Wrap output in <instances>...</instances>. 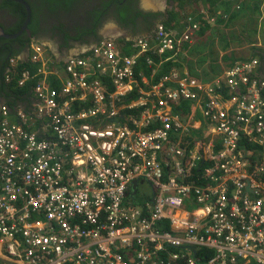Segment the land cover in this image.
<instances>
[{"label":"built area","instance_id":"1","mask_svg":"<svg viewBox=\"0 0 264 264\" xmlns=\"http://www.w3.org/2000/svg\"><path fill=\"white\" fill-rule=\"evenodd\" d=\"M186 22L182 38L159 27L135 56L106 41L58 68L32 44L36 73L17 81L37 78L30 110L0 104L2 263L264 264L260 61L211 79L172 69L153 85L139 71L144 54L193 41L199 23ZM185 137L192 148L176 145ZM136 180L154 185L152 201L137 203Z\"/></svg>","mask_w":264,"mask_h":264},{"label":"trees","instance_id":"2","mask_svg":"<svg viewBox=\"0 0 264 264\" xmlns=\"http://www.w3.org/2000/svg\"><path fill=\"white\" fill-rule=\"evenodd\" d=\"M26 1L28 2V0ZM42 1L46 5L49 4L50 6L54 7L57 5L68 6L72 3L73 0H42ZM127 2H125V0H112L111 1V3H115L118 5L117 12L121 16L122 22L128 20V23L132 22L133 24H135L136 21H140L139 18H142L145 20L146 17H152L154 19H159L158 23L163 24L165 27L171 30H178L180 32L187 25V22L183 21V19L188 18V14H193L195 19L199 20L202 23L201 30L199 31L200 38L197 43H203V44L206 43L210 46L209 48L210 51L207 54L204 53L203 55V58H202L204 60L203 62H207V63L210 62V64H213L214 66H216L214 68V71H216V69H220V64L219 62H217V60L220 57L221 51H226V49L233 44L232 43L233 40L238 42L237 44L239 45H243V43H245V40L243 41V31L240 33H237L236 35L233 34L232 32H230L229 35L226 34V30L230 28V25L232 23H237L238 21H240V19L236 20V16L233 15V13L236 12L234 9V5L236 6L237 4H240L239 15L243 14L242 12L243 10H245V12L249 11V12L254 13V11L255 12L259 11L258 7H259L261 0H168L167 9H166L167 16L162 15V14L161 15H158V14L155 15L152 13L147 14V13H142L141 10H133L129 8V6L127 5ZM130 2L134 3V0H130ZM28 4L30 5L32 9V20L28 26V30L31 32V36L28 37L27 35L28 33L25 32L15 40H8L5 38L0 39L2 43H12V44L13 43H28L29 45H31L33 41H37L35 39L36 38L35 35L38 32V19H37L36 7L31 2H28ZM194 5L195 6L198 5L204 11H208V15L217 14L220 10H222L224 14H231V15H228L227 19H224V18L222 19V17H219L217 21V25H215L216 27L211 26L205 23V21H202L201 13H197L196 11L193 12L194 9L192 7ZM5 6L10 8L12 10V13L17 18V23L13 27H10L6 30L7 34L13 35L19 32L22 26L24 25L26 21V17H27V12L23 5L16 3L12 0H5ZM138 11H141V12H138ZM111 16H115V14H112ZM122 18L126 20H123ZM251 24H253V21ZM155 26L150 24V26L147 28L148 30L140 34H143L144 36L149 35L154 30ZM108 41H112L116 45L118 44L119 49L124 54L132 55L135 52L134 50H132V42L125 41V40H119V41L108 40ZM122 43H124L125 45H122ZM214 43H221L223 47H221V49L217 51L216 48H211V45L214 46ZM150 45L153 46L151 42H150ZM198 47H202L205 50V47L202 44L198 45L197 48ZM188 48H189L188 46H185V50H188ZM255 53L256 54H254V56H256L257 59L259 58L258 60L261 61V63H263L264 62V52L255 51ZM19 54H20V50L11 49L8 46L4 47L2 51L0 52V63H1L0 75H1V82L3 85V88L1 91L5 94L7 98L6 102L10 109H14L23 104H27L29 106L31 104L32 96H33L31 90H32V87L37 82V78H36L34 79L32 83H29L24 88H18L17 86V81L19 79L20 73H22L25 70H29L32 73V75L36 73V66L32 65L29 61L20 62L16 68L17 74L13 76L11 83L7 84L5 82V75L8 71L9 61L11 58L17 57ZM144 55H145V58L148 57L152 59L153 65L151 67L148 66L146 62H144V60L142 59V63L139 67V71L140 70L144 71L145 76L149 78L151 85L157 83L159 78L163 74L169 72L170 70L182 69V64L174 63L172 61L175 59L174 57H172V54L168 56V59L170 58L172 60H169L168 62H164V63L162 62L166 61L167 57L159 56L156 53L153 54V51L148 54H144ZM224 60L227 61L228 57H225ZM62 65L63 63H59V64L54 65V67L58 68V67H61ZM262 67H264V63L262 64ZM154 70H158V72L154 74L153 72ZM196 77H199V76H196ZM205 77H209L205 79L212 78V76H209V75ZM95 78L96 77H93L92 79H95ZM108 84L110 85V83ZM141 86L143 87L144 90L148 89L147 87H144L142 83H141ZM110 88H113V87L110 86ZM136 97H138V94L134 93L130 97L126 98V101L132 100ZM183 106L186 108L185 110H189L188 103H184L182 105V108ZM126 114H127L126 116L128 117L129 116L139 117L140 111L139 110H133V111L126 110Z\"/></svg>","mask_w":264,"mask_h":264},{"label":"flooded vegetation","instance_id":"3","mask_svg":"<svg viewBox=\"0 0 264 264\" xmlns=\"http://www.w3.org/2000/svg\"><path fill=\"white\" fill-rule=\"evenodd\" d=\"M111 1L73 0L68 6L57 5L52 7L49 4L46 5L42 0H28L35 5L37 12L38 32L35 39L45 46L48 55H51L56 62H61L70 56L85 55L94 46L109 39L116 41L134 40L136 37L142 36L143 34L140 33L147 31L150 24L155 26L159 22V19L152 17H146L145 20L139 18L140 21H136L135 24L128 23V20L123 18L126 21L122 22L121 16L117 12L118 5L111 3ZM125 2L133 10L167 16V12H163V9H159V11L145 10L142 8L144 6L143 0H134V3L130 0H125ZM152 2L156 4V8L162 7L161 0H158V4L156 0H152ZM112 14L115 16H111ZM16 23L17 18L12 10L5 6V0H0V26H3L6 32ZM108 24L114 25V31L108 29ZM26 33H28V37L31 36L30 31ZM0 39L3 38L0 37ZM122 45L125 44L122 43ZM7 46L11 49L20 50L19 55H23L26 59L30 55L31 45L28 43L12 44L0 41V52ZM139 189L136 192V197L143 193L140 187Z\"/></svg>","mask_w":264,"mask_h":264},{"label":"crops","instance_id":"4","mask_svg":"<svg viewBox=\"0 0 264 264\" xmlns=\"http://www.w3.org/2000/svg\"><path fill=\"white\" fill-rule=\"evenodd\" d=\"M258 8H259V11L258 12L254 11V13L249 12V11H246L245 13L240 14V15H239V12L233 13V15L236 16V20L240 19V21L232 24L229 30H226V34L229 35L230 32H232L233 34L236 35L237 33H240L243 30V41L245 40V43H243V45H239L237 44L238 42L234 40L232 41L233 48L230 49V56H229L230 59L228 61L233 62L236 59L238 60L240 59V56L242 57V60H248V59H252L256 57L254 56V54H256L255 51L264 52V38L263 39L261 38L262 35L264 36V0H261ZM252 21H253V24H251ZM243 24H245V26L241 30V27ZM248 30L252 31L250 32V35L248 33ZM252 38L254 39L257 38V43H251L250 39L252 41ZM201 44L202 43H194V45L190 46L188 49L189 52L187 53L186 61H183V59L181 58L179 59V62H182L184 66L183 69H185V71H189L191 74L197 75L202 78H209L205 76H208V75L212 76L213 74L218 73L222 68L216 69V71H214V66H212L210 62L209 63L203 62L204 60L202 58H203L204 53L207 54L210 51L206 47V44H203V46L205 47V50H203V53L202 52L199 53L201 57L200 58L197 57V50L195 48H197V46ZM216 50L219 51L218 48H216ZM244 51L245 53L243 54ZM237 53H239L240 55H238ZM223 55H224V52H220V57L217 60L219 64L222 61ZM16 58H17L16 62H18V64L20 62L28 61V57L26 59V57H24L23 55H19ZM47 58L51 61L52 65L63 63L66 60L65 59L61 62H56V60L53 57H51V55H48ZM263 63H261V67ZM199 65H202V66L199 67ZM2 88H3V85L1 82V75H0V103H5L7 98L5 94L1 91ZM194 119L196 121L194 124L195 127L207 130V127H205L204 123L201 122L203 120H202V116L199 110L195 111Z\"/></svg>","mask_w":264,"mask_h":264},{"label":"clouds","instance_id":"5","mask_svg":"<svg viewBox=\"0 0 264 264\" xmlns=\"http://www.w3.org/2000/svg\"><path fill=\"white\" fill-rule=\"evenodd\" d=\"M150 3H152L151 1H150ZM161 3H162V7H159V8H155L154 9V5L152 6H149V8L148 9H153L154 11H159V9H163V12H167V4H168V0H161ZM145 5H147V4H145ZM239 7V8H238ZM142 8H144L145 10H148L147 8H145L144 6L142 7ZM193 9H194V11L193 12H197V13H201L202 14V21H205V23H207L208 25H211V26H215V25H217V21H218V18L219 17H222V19L224 18V19H227L228 18V15L229 14H224V12L222 11V10H220L217 14H214V15H208V11H204L202 8H200L198 5L197 6H193L192 7ZM234 9H235V11L236 12H239V10H240V4H237L236 6L234 5ZM193 12H191V13H193ZM148 14V13H147ZM189 17H192L197 23H199V30L195 33V36L193 37V41L192 42H182L183 44L182 45H180V47H179V51H177L178 53H173V52H167L165 55L166 56H162V57H167V59H168V56L170 55V54H172V57H174L175 59L174 60H172V59H166V61H163L162 63H164V62H168L169 60H172L174 63H180V64H182V62H179V59H183V61H186V57H187V53L189 52V50H185V46H188V47H190V46H192V45H194V43H197L198 41H199V38H200V36H199V31L201 30V27H202V23L199 21V20H197V19H195V17L193 16V14H188V18ZM188 18H184L183 19V21H187V19ZM232 24H234V23H232ZM231 24V25H232ZM230 25V26H231ZM244 26H245V24H243L242 25V27H241V30L244 28ZM3 27V26H2ZM108 29H110L111 31H114L113 29H114V25H112V24H108ZM159 27H163L165 30H166V32H168L171 36H173L175 39L177 38V39H179L180 37L182 38V34L184 33V31H185V28L182 30V31H178V30H171V29H169V28H167V27H165L163 24H160V23H157V25L155 26V28H154V30L149 34V35H142V36H139V37H136L134 40H131V41H129V42H132V50H134L135 52L132 54V55H127V54H125V55H127V56H135V55H137V50H136V48L134 47L135 45H136V43L138 42V41H140V40H143V41H146V42H151L152 44H153V46H155V44H154V40H155V38H156V36H157V33H158V31H159ZM216 27V26H215ZM229 30V29H228ZM243 31V30H242ZM246 33V32H245ZM7 34V33H6ZM247 34V33H246ZM9 35V34H8ZM14 35V34H13ZM148 37H150V38H148ZM110 40V39H109ZM111 40H114V39H111ZM107 42H112V41H108L107 40ZM34 43H36V44H39V45H41V46H43L44 47V49H45V46L44 45H42V44H40L39 42H37V41H33L32 42V44H34ZM113 43V42H112ZM32 44H31V46H32ZM116 45V44H115ZM31 46H30V54H31ZM117 48L119 49V46H118V44H117ZM131 48V47H130ZM233 48V45H231L230 47H228L227 49H226V51H221V52H224V55H223V58H222V61H221V63H220V68H222L218 73H216V74H213L212 75V78L213 77H215V76H218V75H220V74H222V72L224 71V70H226L228 67H231V66H233V65H235L236 63H239V62H246V61H249V60H251V59H248V60H242V57L240 56V59H238V60H234L233 62H230V61H228L229 59H230V49H232ZM189 49V48H188ZM120 50V49H119ZM121 51V50H120ZM122 52V51H121ZM176 52V51H175ZM123 53V52H122ZM45 54H46V56L48 57V54L46 53V50H45ZM124 54V53H123ZM146 54H148V53H146ZM145 57V56H144ZM143 57V58H144ZM225 57H228V60L227 61H225L224 60V58ZM143 58H141V60L143 59ZM29 59H30V55H29V57H28V61H29ZM252 59H257V58H252ZM12 60H15V62H16V60H17V58L16 57H13V58H11L10 59V61H9V65H8V71H7V73H6V75H5V82L8 84V83H11V81L10 82H7L6 81V76L8 75V74H10V71L11 70H13L12 69V66H11V61ZM144 60V62H146V59L144 58L143 59ZM30 62V61H29ZM142 63V62H141ZM211 65H213V64H211ZM17 66H18V62H17ZM214 66V65H213ZM184 68V66H183V64H182V69H180L179 71H182L183 73L184 72H187V73H189V74H191L189 71H185V69H183ZM259 69H262L261 68V62H260V67H259ZM262 70H264V69H262ZM155 71V74L158 72V70H154ZM264 72V71H263ZM11 75V74H10ZM193 77H195V78H198V79H205V78H202V77H196V76H194L193 74H191ZM148 80H149V78H147ZM150 81V80H149ZM17 86H18V84H17ZM18 88H20L19 86H18ZM33 95V94H32ZM34 101V97L32 96V101H31V103ZM0 104H7L6 102L5 103H0ZM31 105V104H30ZM30 105L28 106L27 104H23V105H20V106H18V107H16V108H14V109H17V108H23V109H25L26 111L27 110H30L29 109V107H30ZM14 109H12V110H14ZM189 110H190V107H189ZM201 113V112H200ZM202 116V115H201ZM202 120H203V118H202ZM202 123H204L203 121H201ZM195 124V123H194ZM204 130V129H203ZM204 131H207V130H204ZM176 145H181V146H183V147H185V148H192L193 147V144H192V140H191V138L190 137H185L184 138V141H183V143H179L178 141H177V143H176ZM134 182H137V185H136V188L134 189ZM133 182V187H132V189H133V192H132V195L134 196V198H136V201H137V203L139 204V202H138V195H137V197H136V192H137V190L139 189V187H140V184L141 183H146V184H148L149 186H150V191H146V190H143L142 192V195H144L146 198H147V200L146 201H152L153 199H154V197H155V194H154V191L156 190V188L154 187V185L152 184V183H149V182H147V181H142V180H136V181H134ZM140 190V189H139ZM145 201V202H146ZM139 205H142V204H139ZM174 251V250H173ZM2 263V261H0V264ZM3 264H6V263H3Z\"/></svg>","mask_w":264,"mask_h":264},{"label":"water","instance_id":"6","mask_svg":"<svg viewBox=\"0 0 264 264\" xmlns=\"http://www.w3.org/2000/svg\"><path fill=\"white\" fill-rule=\"evenodd\" d=\"M12 1L19 3L25 7L26 12H27V17H26V21H25L24 25L22 26V28L20 29V31L14 35L6 34L5 29L2 26H0V37L8 39V40H15L18 37H20L23 33L28 32L29 31L28 26L32 20V9L26 0H12ZM144 7L147 9L149 8L148 5H144ZM136 185H137V182H134V189L136 188Z\"/></svg>","mask_w":264,"mask_h":264},{"label":"rangeland","instance_id":"7","mask_svg":"<svg viewBox=\"0 0 264 264\" xmlns=\"http://www.w3.org/2000/svg\"><path fill=\"white\" fill-rule=\"evenodd\" d=\"M143 3H144V5L145 4H147L148 5V2H145V0H143ZM157 4H158V1H157ZM156 5V4H155ZM154 8H156L155 6H153ZM243 13L245 12V10H243L242 11ZM250 32H252L251 30H248V33H249V35H250ZM250 38H251V36H250ZM261 38L263 39L264 38V36L262 35L261 36ZM250 42L251 43H257V38L256 39H254V38H252V41H251V39H250ZM206 44V43H205ZM202 45H203V43H202ZM206 47L209 49L210 48V46L208 45V44H206ZM221 47H223V45H221V43H214V46H212L211 45V48H218V49H221ZM196 50H197V57L198 58H200L201 57V55L199 54L200 52H202L203 50H204V48H202V47H198V48H195ZM240 53V52H239ZM239 53H237L238 55H240ZM245 53V51L243 52V54ZM237 60V59H236ZM202 65H200L199 67H201ZM216 66H214V68H215ZM195 73V72H194ZM197 76V75H196ZM204 126L206 127V124L204 123ZM140 188H141V190H146V191H150V186L148 185V184H146V183H141L140 184ZM147 200V198L144 196V195H142L141 193L138 195V202H139V204H143L145 201ZM8 264H13V263H11V262H9Z\"/></svg>","mask_w":264,"mask_h":264},{"label":"bare ground","instance_id":"8","mask_svg":"<svg viewBox=\"0 0 264 264\" xmlns=\"http://www.w3.org/2000/svg\"><path fill=\"white\" fill-rule=\"evenodd\" d=\"M150 1L152 2V0H146V2H148V5H149V6H151V5H152V6H153V5L155 6V4H153V2L150 3ZM153 1H154V0H153ZM156 1H158V0H156ZM158 3H159V2H158ZM160 3H161V2H160ZM155 7H156V6H155Z\"/></svg>","mask_w":264,"mask_h":264}]
</instances>
